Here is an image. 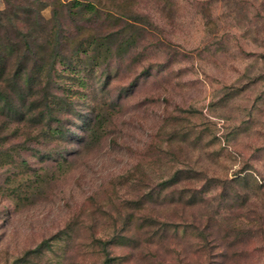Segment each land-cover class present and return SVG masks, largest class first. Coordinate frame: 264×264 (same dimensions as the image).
I'll return each mask as SVG.
<instances>
[{
	"label": "rangeland",
	"instance_id": "1",
	"mask_svg": "<svg viewBox=\"0 0 264 264\" xmlns=\"http://www.w3.org/2000/svg\"><path fill=\"white\" fill-rule=\"evenodd\" d=\"M93 1L0 99V264H264V0Z\"/></svg>",
	"mask_w": 264,
	"mask_h": 264
},
{
	"label": "trees",
	"instance_id": "2",
	"mask_svg": "<svg viewBox=\"0 0 264 264\" xmlns=\"http://www.w3.org/2000/svg\"><path fill=\"white\" fill-rule=\"evenodd\" d=\"M45 5L50 7V18L44 17L40 12ZM60 8H63L64 13ZM95 9L93 0H29L20 6L0 8V99L7 102L13 96L23 100V87L27 86L28 95L33 96L37 90H32V87L39 86V97L32 101H39L49 112L53 99L47 96V88L55 84L53 75L56 63L74 65L71 62L74 58L66 57L64 53V47L74 31L69 25L63 24L61 18L66 16L72 20L76 15L91 14ZM72 45L68 52L75 53L78 61L81 60L78 52H99L105 49L100 39L93 35L88 39L75 40ZM45 131L47 134L61 133L63 128L48 124ZM97 241L105 251L104 244L107 240L97 238ZM43 243L44 240H41L28 251H40ZM21 258L23 257L16 258L14 263ZM108 259L106 255L104 264L108 263Z\"/></svg>",
	"mask_w": 264,
	"mask_h": 264
}]
</instances>
